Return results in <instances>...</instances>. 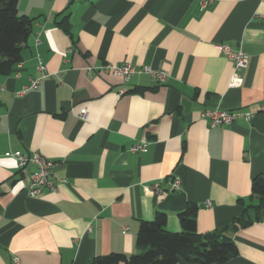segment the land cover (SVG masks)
Here are the masks:
<instances>
[{"label": "crops", "instance_id": "0c3cea01", "mask_svg": "<svg viewBox=\"0 0 264 264\" xmlns=\"http://www.w3.org/2000/svg\"><path fill=\"white\" fill-rule=\"evenodd\" d=\"M263 15L264 0H19L31 31L20 63L0 75V264L137 254L141 222L164 214L178 233L189 206L199 235L225 231L234 242L224 264H264V211L231 229L246 210L253 218L251 183L264 179ZM217 45L248 55L242 87H228L233 64ZM122 64L163 71L166 82L101 70ZM215 109L253 116L211 128L200 115ZM139 142L147 152L131 153ZM8 151L53 163L56 189L28 197L34 166L20 172Z\"/></svg>", "mask_w": 264, "mask_h": 264}, {"label": "trees", "instance_id": "16d2710c", "mask_svg": "<svg viewBox=\"0 0 264 264\" xmlns=\"http://www.w3.org/2000/svg\"><path fill=\"white\" fill-rule=\"evenodd\" d=\"M19 0H0V75L11 73L21 61V47L31 31V21L18 16ZM67 29L65 22L60 25ZM251 197L258 200L253 209V218L247 210L231 224L232 230L245 228L258 221L264 211V179L256 178L251 183ZM196 206H189L179 215L181 230L168 232L166 216L157 213L151 222H141L136 235L137 254H109L99 256L90 264H224L237 255V249L225 231L199 235L196 231Z\"/></svg>", "mask_w": 264, "mask_h": 264}, {"label": "built area", "instance_id": "2783aa9c", "mask_svg": "<svg viewBox=\"0 0 264 264\" xmlns=\"http://www.w3.org/2000/svg\"><path fill=\"white\" fill-rule=\"evenodd\" d=\"M78 2H84L87 0H76ZM215 0H200L201 8H206L211 5ZM264 20V15L260 16ZM216 50L222 53L229 61L233 64L232 74L230 76L228 87L229 88H240L243 85L242 73L248 66V55L241 49L232 50L228 45H217ZM19 67V65H18ZM36 69L39 72L44 71V66L40 60H37ZM101 70L106 74H112L113 76L121 79L124 83L130 80V77L134 74H146L155 80L158 84L162 85L166 82V74L163 71L152 70L150 67H142L139 70H135L130 64H122L118 66L105 65ZM39 84V80H33L30 83V89H36ZM126 90H121L120 95L126 94ZM253 114L251 113H239L233 111L224 110H205L201 113V119H206L209 122L211 128L217 126H228L232 125L238 119H244L249 122L252 119ZM78 119L86 121L87 111L82 110L78 114ZM148 144L146 142H139L132 145L129 149L131 153H146ZM5 157L13 158L18 166L20 172H24L29 164L34 166V171L26 173V194L30 198H37L42 195L44 191H54L56 189V180L54 178L55 165L45 160L39 153H32L31 155H25L21 152L8 151L5 153ZM150 190L154 194L160 193V182H155ZM171 190L178 192L180 190V181L178 178H174ZM206 205H209L207 202ZM18 258H12V264H18Z\"/></svg>", "mask_w": 264, "mask_h": 264}]
</instances>
